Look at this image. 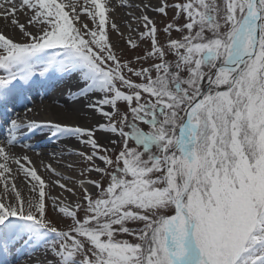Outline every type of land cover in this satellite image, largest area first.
I'll return each instance as SVG.
<instances>
[{"label":"snow or ice","instance_id":"snow-or-ice-1","mask_svg":"<svg viewBox=\"0 0 264 264\" xmlns=\"http://www.w3.org/2000/svg\"><path fill=\"white\" fill-rule=\"evenodd\" d=\"M119 6L140 12L128 15L148 42L135 57L147 67L117 56L109 27L124 34L110 16L112 0H0V20L19 33L0 31V108L26 99L37 77L74 74L73 95L107 121L38 122L27 118L31 108L5 121L0 252L43 247L51 255L46 264H264V0ZM170 8L184 22L165 24L162 43L147 12L166 17ZM127 43L138 47L131 36ZM41 127L87 138L91 154L79 153L89 162L81 178L49 164L60 179L46 181L29 156L13 151L25 132ZM93 172L99 179L85 177ZM57 186L74 204L51 196ZM49 200L69 224L49 218ZM124 235L132 239L117 238Z\"/></svg>","mask_w":264,"mask_h":264},{"label":"bare ground","instance_id":"bare-ground-1","mask_svg":"<svg viewBox=\"0 0 264 264\" xmlns=\"http://www.w3.org/2000/svg\"><path fill=\"white\" fill-rule=\"evenodd\" d=\"M128 2L130 4H140L141 0H128ZM144 2H148V0H144ZM112 3L115 5V11L112 12V20H114L119 26V32L122 33V30H124L123 28L129 29V23L132 25V30L135 29L133 24L134 20H132L128 13L132 12L134 15L139 16V10L133 11V8L120 7L119 0H112ZM151 3L153 6H156L155 0H151ZM153 13L155 12H147V14L152 17L156 23H158ZM19 19L21 23H24L26 17L24 15H20ZM29 30L32 29L30 28ZM0 31L5 32L12 37L19 38V33L17 31H13L12 27L10 25H6L3 20H0ZM73 76L74 74H68V78L73 79V81L70 84V87L66 90L67 92L65 94L53 90L52 87H48L49 84L45 86L42 84L31 85L27 89L30 95L26 99L18 102L14 108L10 105V111H5L0 108V141H3L7 136L8 129L5 121L11 118H16L17 113L21 118H23L28 108L32 109L30 113H27L28 119H31L32 116H34L41 119H50L56 123L80 127H95L98 123H107V121L98 112L85 107L84 103L79 102L83 100H79L75 95H73L78 92L79 86L78 78L74 80ZM58 80L62 82L64 79ZM48 130H50L48 127H41L34 133L24 134V136L20 138L21 142L13 148V151L19 155L29 156L32 162L30 166H35L38 174H40L46 181L60 179V177L46 170L45 166L49 164L56 170V172L61 173L64 177H70L73 181L81 178L80 173L83 169L79 168V166L84 165L87 167L89 162L85 161L79 153L84 152L91 154L90 146L83 142L87 138H77L75 136L68 135L53 136L52 134L42 139L37 138V135ZM98 135H104L105 137L106 134L101 132L96 133V138L99 142L100 139L98 138ZM69 138L71 141L68 140ZM106 140L109 141L108 139ZM23 144L31 145V147L25 148L22 146ZM71 154L74 155V160L69 159ZM69 165H71V167H69ZM12 167L15 171L16 166L12 165ZM59 168H63V170H59ZM64 170L70 171L71 174L65 173ZM16 182L18 186L23 187V176L20 175ZM61 183H66L69 187L73 186V184L68 180L61 179ZM52 190L57 192L55 195H51L54 197L62 196V194H68L67 192H63V190H61L58 186L53 187ZM52 208L54 211H58V209L54 208L53 205ZM38 254L42 257L40 261L37 259ZM48 259H51V255L46 253L43 247H24L21 248L17 254L5 257L4 263L41 264L42 261L46 264Z\"/></svg>","mask_w":264,"mask_h":264},{"label":"rangeland","instance_id":"rangeland-1","mask_svg":"<svg viewBox=\"0 0 264 264\" xmlns=\"http://www.w3.org/2000/svg\"><path fill=\"white\" fill-rule=\"evenodd\" d=\"M155 3L157 5L158 4V1L155 0ZM132 10L134 11L135 9H132ZM153 14H154L155 18L158 21L157 27L160 29V32L158 33V38L160 39V41L162 43H166V41L168 39V35L163 32V27H164L165 24H167V23H183L184 22V20H183L182 17L181 18H177L175 20L173 19L174 9H171V8L168 9V15L166 17L165 16H162V15H160L158 13H153ZM110 16L112 18L113 17V14L110 13ZM133 22H134L133 23L134 25L137 24L136 21H133ZM123 29L124 30H122L123 31L122 33L124 35L121 36L116 31H114L111 28H109L110 42L114 46V50H115L117 56L120 57L122 60H132L134 67H140L141 65L147 67L148 66V63H146L144 61H139L138 62V61L135 60V57L137 55H143V53L146 50H149L148 49V42L147 41H141L139 39V36L137 35V30L136 31H129V32H131V34H128V31H127L128 28H123ZM143 30L144 29L141 30V28H140L139 31H143ZM5 34H7V33H5ZM180 35H181L180 33L176 32L174 30L171 32V37L172 38H179ZM129 36H131V38L133 40H135L136 43L138 44V47L136 49H132L128 45L127 39H128ZM13 38H15V37H13ZM169 59H171V57H169ZM0 74H2V72H0ZM56 76H64L65 79H68V76L66 74L64 75V73H56ZM132 78L133 79H136L135 77H132ZM40 81H44V80H40ZM37 83H39V81H34L32 84H37ZM62 92H63V90H62ZM79 102L80 103L81 102L84 103V101H79ZM106 109H107V107H106ZM98 138L100 139L99 142L101 144H103L105 146H110L109 141L106 140V138L104 137V135H98ZM116 138L118 139V137H116ZM69 159L74 160V157L73 156H69ZM96 163L99 164L100 166H103L102 162H100L99 160H97ZM79 168L85 169L86 166L82 165V166H79ZM59 170H63V168H59ZM64 172L67 173V174H71V172L70 171H67V170H64ZM85 177L86 178H89V179H99V174L94 173V172L93 173H86ZM90 190L92 192H94V194L97 191L96 189H92V188H90ZM56 193L57 192L55 190H52L51 191V195L52 194L55 195ZM60 197L65 198L68 203H74L75 202L74 201V198L71 197L70 194H62V196H60ZM47 213H48L49 218L51 220H53L57 224V226H59V227H64V226H66L67 224L70 223V221H69L68 218H64L61 214L58 213V211H54L53 210L50 200L48 202ZM117 238L118 239H129V240L132 239L131 237L126 236V235H124V236H118Z\"/></svg>","mask_w":264,"mask_h":264}]
</instances>
